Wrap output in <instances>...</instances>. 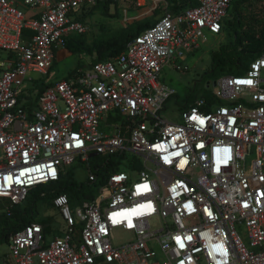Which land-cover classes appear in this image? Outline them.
<instances>
[{"label": "built area", "instance_id": "obj_1", "mask_svg": "<svg viewBox=\"0 0 264 264\" xmlns=\"http://www.w3.org/2000/svg\"><path fill=\"white\" fill-rule=\"evenodd\" d=\"M117 1L0 0V198L20 204L78 160L98 186L74 204L53 199L61 235L47 240L40 221L11 234L9 263L264 264V53L209 80L212 97L199 95L180 121L164 114L177 93L163 68L184 70L235 0L179 12L150 0L161 13L116 57L54 83L31 75H49L58 49L87 32L79 17ZM95 156L105 160L97 172ZM115 231L127 241L115 244Z\"/></svg>", "mask_w": 264, "mask_h": 264}, {"label": "rangeland", "instance_id": "obj_2", "mask_svg": "<svg viewBox=\"0 0 264 264\" xmlns=\"http://www.w3.org/2000/svg\"><path fill=\"white\" fill-rule=\"evenodd\" d=\"M251 1L250 3H248ZM262 0H244L236 5L242 13L245 23L243 30L255 35L261 42L260 47H264V5ZM102 2L98 8L85 17L87 32L83 36L89 44L101 36L112 35L117 31L126 28L138 20L148 19L155 21V17L159 14L160 9L154 10L152 2L149 0H119L117 2ZM107 4V6H105ZM234 6V5H233ZM107 7L109 10H105ZM235 12L232 8L229 10L228 16L225 18V28L220 34L206 33L205 38L200 42V46L192 54H189L183 61L184 70H178L173 63L167 64L161 72V81L173 87L176 90V95L172 96L165 104L166 109L164 114L172 120L180 121L182 112V103L188 98V95L195 87L207 88V82L212 81L214 86L215 78L209 80L202 79V76L210 70L212 65V54L214 51L221 49L223 45L233 44L235 41V31L231 25L235 24ZM227 19V21H226ZM30 32V31H29ZM73 34L71 36H77ZM248 45V41L237 47L239 51ZM72 52V51H71ZM3 57V56H2ZM94 57L87 53L74 54L65 59L55 61L49 75L40 76L39 74H31L38 76L44 83H54L67 77L73 70L87 67ZM30 75V76H31ZM26 86H30L26 82ZM212 88V87H209ZM104 159L99 156L91 158V168L97 172L98 166L104 165ZM250 160L247 161L249 163ZM65 172L71 175L72 180L84 186L83 191L89 193L97 191L95 185L88 184L89 169L87 164L81 163L79 160L70 166H66ZM106 169H101L100 173L105 174ZM132 179L139 177V173H130ZM26 203H23L25 205ZM79 203L77 202L76 205ZM9 203L5 198H0V211L5 209ZM37 210L38 221H48L51 218V229L47 233V240H51L56 235L62 234L64 222L61 216L56 212L53 205L41 201L35 207ZM14 220H10L9 224H13ZM113 241L117 245H121L127 241V236L121 231L113 233ZM10 243L0 242V264H8L10 262Z\"/></svg>", "mask_w": 264, "mask_h": 264}, {"label": "trees", "instance_id": "obj_3", "mask_svg": "<svg viewBox=\"0 0 264 264\" xmlns=\"http://www.w3.org/2000/svg\"><path fill=\"white\" fill-rule=\"evenodd\" d=\"M134 1L137 2L136 0ZM243 1L244 0H235L231 5V8L235 12L234 19L236 20L235 24L231 25V28L235 31L234 43L223 45L220 50L213 52L211 68L202 76L203 80H209L210 78L216 79L226 74L244 73L250 67L251 62L264 53V47H260L259 45L261 40L255 35L243 30L245 25L243 16L236 7L237 4ZM107 4L105 6H107ZM193 4H195V2L191 0H172V2H170V7L172 11L179 12L186 6ZM99 5L100 4L95 6L89 12L84 13L79 19L86 23L85 17L91 14ZM105 10L107 11L109 9L105 7ZM153 22L154 21L148 19L135 21L130 26L112 35L101 36V38L95 40L93 44H89L86 41V38L83 36L86 33L74 37L70 36L67 41V48L74 54L87 53L93 56L94 60L90 64L111 59L122 53L128 41L150 27ZM262 39L264 40V37ZM244 41H248V45L238 51L236 48L241 46ZM76 70L78 69L72 72ZM36 89L41 93L45 89V86L42 84ZM199 95L212 97L208 89L195 87L188 95V98L182 103V109H186ZM30 103L33 105L34 100H31ZM108 168H106L107 172L115 169L112 166ZM83 188V185L72 180L70 174L62 172L58 180L42 183L33 187L29 191L27 198L20 204L10 206V200L5 198L9 205L0 211V242H8L11 234L24 229L32 221H38L37 210L35 208L38 202L44 201L52 205L53 199L58 194L66 193L74 204L75 200L77 198L79 199L83 195V192H85ZM90 198H93V196L90 195ZM23 203L26 204L23 205ZM10 220H14V223L9 224ZM40 222L46 225V232L48 233L51 229V218L48 219V221Z\"/></svg>", "mask_w": 264, "mask_h": 264}, {"label": "crops", "instance_id": "obj_4", "mask_svg": "<svg viewBox=\"0 0 264 264\" xmlns=\"http://www.w3.org/2000/svg\"><path fill=\"white\" fill-rule=\"evenodd\" d=\"M150 1V0H149ZM168 3H169V6H170V2H172V0H166ZM254 1V0H253ZM255 1H257V0H255ZM145 2H146V0H145ZM151 2V1H150ZM251 1H249L248 3H250ZM261 3H263V5H264V0H262V2ZM170 9H171V7H170ZM160 11H161V9H160ZM161 12H159V14H160ZM158 14V15H159ZM156 18V17H155ZM226 21H227V19H226ZM71 51L67 48V47H62V48H60V49H58V51H57V54H56V58H55V61H58V60H62V59H65L66 57H68V56H70L71 55ZM8 264H10V263H8Z\"/></svg>", "mask_w": 264, "mask_h": 264}, {"label": "snow or ice", "instance_id": "obj_5", "mask_svg": "<svg viewBox=\"0 0 264 264\" xmlns=\"http://www.w3.org/2000/svg\"><path fill=\"white\" fill-rule=\"evenodd\" d=\"M246 83H251L250 81L246 82Z\"/></svg>", "mask_w": 264, "mask_h": 264}]
</instances>
